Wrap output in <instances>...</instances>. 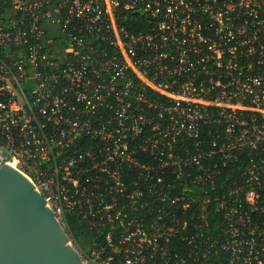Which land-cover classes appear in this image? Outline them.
<instances>
[{"label": "built area", "instance_id": "built-area-1", "mask_svg": "<svg viewBox=\"0 0 264 264\" xmlns=\"http://www.w3.org/2000/svg\"><path fill=\"white\" fill-rule=\"evenodd\" d=\"M0 160L83 264H264V0H0Z\"/></svg>", "mask_w": 264, "mask_h": 264}, {"label": "water", "instance_id": "water-1", "mask_svg": "<svg viewBox=\"0 0 264 264\" xmlns=\"http://www.w3.org/2000/svg\"><path fill=\"white\" fill-rule=\"evenodd\" d=\"M0 264H83L44 197L8 164L0 165Z\"/></svg>", "mask_w": 264, "mask_h": 264}, {"label": "trees", "instance_id": "trees-1", "mask_svg": "<svg viewBox=\"0 0 264 264\" xmlns=\"http://www.w3.org/2000/svg\"><path fill=\"white\" fill-rule=\"evenodd\" d=\"M71 229L68 230L69 234L76 239L80 247L87 249L88 241L93 233L76 217H70ZM83 245V246H82Z\"/></svg>", "mask_w": 264, "mask_h": 264}]
</instances>
